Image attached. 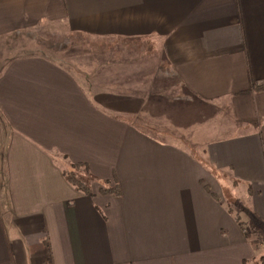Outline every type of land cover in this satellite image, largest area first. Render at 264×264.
<instances>
[{"label": "crops", "instance_id": "crops-1", "mask_svg": "<svg viewBox=\"0 0 264 264\" xmlns=\"http://www.w3.org/2000/svg\"><path fill=\"white\" fill-rule=\"evenodd\" d=\"M262 262L264 0H0V264Z\"/></svg>", "mask_w": 264, "mask_h": 264}, {"label": "rangeland", "instance_id": "rangeland-1", "mask_svg": "<svg viewBox=\"0 0 264 264\" xmlns=\"http://www.w3.org/2000/svg\"><path fill=\"white\" fill-rule=\"evenodd\" d=\"M35 42H37L40 46L38 47V50H35L36 52L55 56L62 61H64V58L68 56L69 52V66L75 70H78V68L80 69V62L85 67L87 65H85V63L89 62L88 60L94 59L91 55L93 53L91 52L94 48H98V45H95L93 42L88 40L84 41L82 39L72 38L69 39L68 51L61 47L64 43L60 42L58 37L53 34L35 35Z\"/></svg>", "mask_w": 264, "mask_h": 264}, {"label": "trees", "instance_id": "trees-1", "mask_svg": "<svg viewBox=\"0 0 264 264\" xmlns=\"http://www.w3.org/2000/svg\"><path fill=\"white\" fill-rule=\"evenodd\" d=\"M74 168H78V166L74 165ZM88 174H89V171H88ZM64 175H66V178L68 179L70 183L74 185V187H76L80 191L88 192L89 189H85L86 187H85L84 181L82 178L79 177V175H77L74 172L65 173ZM262 264H264V262H262Z\"/></svg>", "mask_w": 264, "mask_h": 264}]
</instances>
